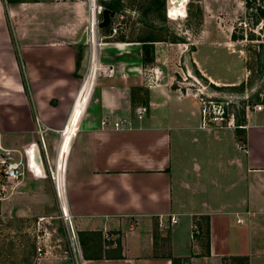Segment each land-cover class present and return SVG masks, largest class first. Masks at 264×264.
Instances as JSON below:
<instances>
[{"label":"crops","instance_id":"obj_1","mask_svg":"<svg viewBox=\"0 0 264 264\" xmlns=\"http://www.w3.org/2000/svg\"><path fill=\"white\" fill-rule=\"evenodd\" d=\"M238 1H198L197 45L154 50L105 40L113 35L98 45V64L113 73L96 75L63 167L82 264H264L263 93L252 95L262 109L248 112L245 130L201 128L198 101L176 82L190 69L217 85L248 81L242 40L225 28ZM87 24L83 2L0 0V136L11 147L35 142L49 162L57 154L87 71ZM42 194L11 202L26 213L33 206L17 201L41 208Z\"/></svg>","mask_w":264,"mask_h":264},{"label":"rangeland","instance_id":"obj_2","mask_svg":"<svg viewBox=\"0 0 264 264\" xmlns=\"http://www.w3.org/2000/svg\"><path fill=\"white\" fill-rule=\"evenodd\" d=\"M100 1L104 2V0ZM113 1L120 3L122 8L117 7L114 12L115 34L105 40L155 39L157 41L151 42L154 50L156 46L161 48L160 42H168L175 38H178L180 42H188L187 45L198 44V40L193 39L192 36L194 37L203 27L201 23L203 12L199 0H188L183 9L184 15L175 18L169 16L171 0H157L155 10L149 6L150 0ZM247 3L245 0L233 2V7L228 9L229 18L225 28L230 26L235 39L242 40L241 46L244 47L247 56L249 78L247 82L243 81L238 86L244 88L246 83L251 87L256 86L253 96L257 98L259 93H263L264 96V65L261 67L260 64V61L264 62V0H248ZM220 14H224L223 11ZM209 27L211 29L210 25ZM106 29L108 30L104 31L105 35L110 36L111 30L108 27ZM192 45L189 47L194 48ZM202 51H207V48L205 47ZM188 61L189 58L186 55L185 62L188 63ZM190 72L194 73L191 69ZM199 76L205 79L201 74ZM182 77L183 75L177 76L176 82L182 80ZM7 126L10 127V124ZM2 133L0 146L15 149V145L10 146L13 137L5 134L4 130ZM12 153L14 160L20 157L17 149ZM0 155L3 156L1 148ZM56 155L54 152L50 157L53 173L50 172L44 160L46 176L35 179L29 171H26L25 177L23 176L13 194L0 201V264H74L65 223L55 193ZM24 191L30 194L42 192V196L45 195L41 200L42 207L37 208L32 200L29 203L27 201L21 203L20 200L17 201L20 207L28 205L33 208L26 213L16 212L15 203L13 204L11 200L15 198V192L21 194Z\"/></svg>","mask_w":264,"mask_h":264},{"label":"built area","instance_id":"obj_3","mask_svg":"<svg viewBox=\"0 0 264 264\" xmlns=\"http://www.w3.org/2000/svg\"><path fill=\"white\" fill-rule=\"evenodd\" d=\"M55 2H83L86 4L88 10V24L85 28V43L89 48V59L86 74L82 81L86 78H96V75L109 76L113 73V68L110 65L98 64L97 61V47L102 42L104 37H107L102 33L99 27V23L102 20V11L105 8L100 0H53ZM108 28L111 30L110 36L116 32L114 23V14L110 17ZM182 80L177 83L183 87L186 92H189L199 103L200 109V127L201 128H216V129H233V130H245L247 124L245 121H240L248 114L250 110L258 111L262 109V103L252 102V95L254 89L246 86L243 88L237 85H217L216 83L203 79L194 73L187 71L181 78ZM82 83V82H81ZM242 111L240 115L239 112ZM139 115L142 114L140 110ZM240 115V116H239ZM129 122H127V125ZM115 128L122 127L123 121H115L113 123ZM243 137V136H242ZM240 149L246 150L245 144L238 145ZM3 156L0 155V201L5 199L8 194L18 185L22 176L26 171H29L33 177L46 176V168L44 159L42 158L38 145L35 142H30L27 146L23 147L19 152L20 157L14 160L12 153L15 149H8L1 147ZM33 149L37 152L36 156L33 154ZM32 161V163H31ZM50 172V162L46 160ZM37 164L42 169L39 170ZM55 193L58 201L59 210L63 217L68 242L70 246V252L72 254L74 264H82L81 249L78 234L74 227L72 216L69 215L65 195L63 193V201L59 194L57 182L55 181ZM63 205L66 206V210L63 209ZM175 221L174 217H170V222ZM162 223H160L161 225ZM199 232L196 226L193 227L192 234ZM40 250V248H38Z\"/></svg>","mask_w":264,"mask_h":264},{"label":"bare ground","instance_id":"obj_4","mask_svg":"<svg viewBox=\"0 0 264 264\" xmlns=\"http://www.w3.org/2000/svg\"><path fill=\"white\" fill-rule=\"evenodd\" d=\"M185 3L186 2L184 0H174V1L171 0V5L169 7V16L175 18L177 16L184 15L185 11H183V9L185 8ZM93 84H94V78L92 77L86 78L85 81H82L75 97L74 107L70 119L67 122V124L62 128L63 136L61 137L59 147L57 150L56 162H55V176H54V179L57 182L59 194L61 196L62 201H63V193H64L63 167H64L65 156L68 152V147L72 135L76 131L79 118L86 108L88 97L91 93ZM32 152L36 156V152L34 149ZM37 166L39 170H37L36 174H38L39 171L42 169L41 167H39L38 164ZM63 209L66 210V206L63 205Z\"/></svg>","mask_w":264,"mask_h":264},{"label":"trees","instance_id":"obj_5","mask_svg":"<svg viewBox=\"0 0 264 264\" xmlns=\"http://www.w3.org/2000/svg\"><path fill=\"white\" fill-rule=\"evenodd\" d=\"M11 1H19V0H11ZM157 2H158L157 0H150V4H149L150 8L153 9V10H155V8L157 6ZM245 2L247 3L248 0H245ZM102 4H103V6L105 8H108L111 11V16L114 14V12H115V10H116L117 7L122 8V5L120 3H116L113 0H104V2ZM247 4H249V3H247ZM103 30L104 31H107L108 29H103ZM232 38L235 39V36L233 34H232ZM115 40H122L123 41L124 39L123 38H119V39H115ZM139 41L145 42L144 43L145 46L152 47V45L150 43H146V42H153V41H157V40H155V39H141ZM170 42H180V40H178V38H175V40L173 39ZM260 64H261V67H263L264 62L261 63V61H260ZM194 74L197 75V76L200 75V73L197 71V69H194ZM239 114L241 115L242 114V111H240ZM239 119H240V121H244V118L242 119V117H240ZM32 250L34 251L35 248L33 247Z\"/></svg>","mask_w":264,"mask_h":264},{"label":"water","instance_id":"obj_6","mask_svg":"<svg viewBox=\"0 0 264 264\" xmlns=\"http://www.w3.org/2000/svg\"><path fill=\"white\" fill-rule=\"evenodd\" d=\"M110 17H111V11L108 8H104L102 11V20L99 23V27L101 29H106L108 27L109 22H110ZM83 38L85 39V35ZM146 52H149V47L146 49Z\"/></svg>","mask_w":264,"mask_h":264}]
</instances>
